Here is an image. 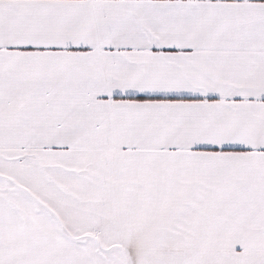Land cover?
Instances as JSON below:
<instances>
[{"label": "snow or ice", "instance_id": "1", "mask_svg": "<svg viewBox=\"0 0 264 264\" xmlns=\"http://www.w3.org/2000/svg\"><path fill=\"white\" fill-rule=\"evenodd\" d=\"M0 264H264V0H0Z\"/></svg>", "mask_w": 264, "mask_h": 264}]
</instances>
